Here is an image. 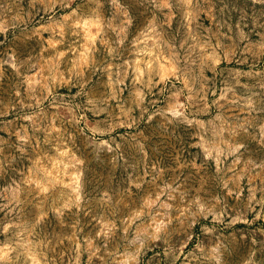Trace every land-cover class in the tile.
<instances>
[{
    "label": "rangeland",
    "instance_id": "rangeland-1",
    "mask_svg": "<svg viewBox=\"0 0 264 264\" xmlns=\"http://www.w3.org/2000/svg\"><path fill=\"white\" fill-rule=\"evenodd\" d=\"M0 264H264V0H0Z\"/></svg>",
    "mask_w": 264,
    "mask_h": 264
}]
</instances>
